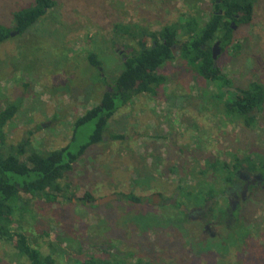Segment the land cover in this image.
Masks as SVG:
<instances>
[{"label":"rangeland","instance_id":"374dc122","mask_svg":"<svg viewBox=\"0 0 264 264\" xmlns=\"http://www.w3.org/2000/svg\"><path fill=\"white\" fill-rule=\"evenodd\" d=\"M55 1L24 35L12 32L0 44V110L19 105L6 129L7 142L28 139L39 152L68 144L75 152L88 141L94 123L79 128L71 142L74 121L97 105L103 91L100 75L113 79L126 56L112 47L114 23H137L156 31L188 13L206 20L211 10L210 0ZM32 2L0 0V25L12 29L13 13ZM234 32L239 49L219 51L216 64L232 81L231 89L246 88L251 81L264 83V0H255L252 23L235 26ZM89 52L102 61L100 71L90 67ZM161 73L167 84L159 98L139 96L121 108L104 142L91 146L73 165L63 181L69 185V200L46 202L22 195L29 199L30 210L25 231L56 264L104 257L110 247L135 251L156 264H264V190L247 199L239 212L245 228L230 218L211 221L209 212L195 217L193 212L203 208L176 205L185 200L179 185L194 186L201 180L199 165L205 158L264 155V108L258 125L247 129L226 119L223 100L209 96L217 93V85L197 78L183 60L169 63ZM203 89L211 91L204 96ZM117 133L125 139L114 141L110 134ZM130 193L143 203L120 197ZM106 197L115 198L98 204ZM221 197L217 207L226 211ZM145 215L146 227L136 224L135 217ZM206 224L209 230H204ZM0 264L28 262L0 242Z\"/></svg>","mask_w":264,"mask_h":264},{"label":"trees","instance_id":"16d2710c","mask_svg":"<svg viewBox=\"0 0 264 264\" xmlns=\"http://www.w3.org/2000/svg\"><path fill=\"white\" fill-rule=\"evenodd\" d=\"M210 4L211 10L206 20L199 14L188 13L156 31L137 23L113 24L112 47L119 54L126 55L122 58V70L110 81L100 75L103 91L98 103L76 118L71 142L79 128L92 122L95 126L88 141L78 146L75 152L70 149V144L48 152H39L28 139L15 145L9 144L6 129L17 114L19 105L10 103L0 110V242L11 245L18 258H25L28 264H56L53 255L44 254L36 238L25 231V216L30 214V210L27 207L29 199H24L22 195L46 202H56L59 197L69 200L70 197L66 195L69 185H63V181L73 170V165L91 146L104 142L106 134L110 133L111 122L121 108L139 96L159 98L167 84V77L161 70L169 63L183 60L197 78L205 80L208 86L216 84L217 93L203 89L202 95L210 93L209 96L215 95V100L222 99L223 114L228 121L238 122L247 129L258 125L259 115L264 108V83L251 81L246 88L231 89L232 81L219 65H213L212 60V49L216 43L221 52L228 48L239 49L234 27L252 23L255 0H210ZM55 6V0H33L29 6L14 12L12 29L0 25V44L10 39L12 32L24 35ZM87 61L94 70L102 69V61L94 52H89ZM110 135L114 141L125 139L123 134ZM202 162L198 171L201 180L196 179L198 181L194 186L179 185L185 202L180 200L177 205L186 209L203 208L207 202H211L208 209L213 217L211 221L229 218L227 210L218 209V199H223L218 196L224 194L225 187L231 184L238 171L247 170L264 178L263 154H231L229 161L205 158ZM120 197L133 204L143 203L142 198L133 193ZM85 198L92 199L87 194ZM241 218L239 212L233 213L236 224L245 228V225L239 224ZM135 219L136 224L146 227V215L136 216ZM114 248L105 250L107 256L104 257L75 258L74 264H156L137 257L135 251H116Z\"/></svg>","mask_w":264,"mask_h":264},{"label":"flooded vegetation","instance_id":"af4514ba","mask_svg":"<svg viewBox=\"0 0 264 264\" xmlns=\"http://www.w3.org/2000/svg\"><path fill=\"white\" fill-rule=\"evenodd\" d=\"M263 190H264V178L262 177L261 174L252 173L247 170L238 171L235 174V179L231 182V184L227 185L224 189L223 197L226 200V206H227L226 210L229 214L228 217L230 219H233V213L240 212L242 208H246V203L248 201L247 199L250 200L251 198H253V196L257 194V192H261ZM210 205L211 202H207L203 206L202 210H197L200 212L197 213L193 212L194 214H196L195 217L199 213L201 215L207 213ZM162 207L163 208L165 207L164 204L162 205ZM177 208H184V206L181 207L177 205ZM194 208H198V207H194ZM188 215L190 218L194 217L191 214ZM204 229L209 230L207 224L204 226ZM25 261L28 262L26 259Z\"/></svg>","mask_w":264,"mask_h":264},{"label":"water","instance_id":"95a60500","mask_svg":"<svg viewBox=\"0 0 264 264\" xmlns=\"http://www.w3.org/2000/svg\"><path fill=\"white\" fill-rule=\"evenodd\" d=\"M172 51L174 53V48H172ZM219 48H218V43H216L214 46H213V49H212V60H213V65L215 66L216 65V59H217V56H218V53H219ZM115 197H106L105 199L103 200H99V203L98 204H103L105 202H108L112 199H114Z\"/></svg>","mask_w":264,"mask_h":264}]
</instances>
